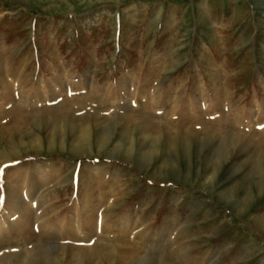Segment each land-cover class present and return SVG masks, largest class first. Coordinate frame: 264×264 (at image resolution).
I'll return each mask as SVG.
<instances>
[{
  "label": "rangeland",
  "instance_id": "rangeland-1",
  "mask_svg": "<svg viewBox=\"0 0 264 264\" xmlns=\"http://www.w3.org/2000/svg\"><path fill=\"white\" fill-rule=\"evenodd\" d=\"M0 264H264V3L0 0Z\"/></svg>",
  "mask_w": 264,
  "mask_h": 264
},
{
  "label": "crops",
  "instance_id": "crops-1",
  "mask_svg": "<svg viewBox=\"0 0 264 264\" xmlns=\"http://www.w3.org/2000/svg\"><path fill=\"white\" fill-rule=\"evenodd\" d=\"M258 2H262V3H264V0H258Z\"/></svg>",
  "mask_w": 264,
  "mask_h": 264
}]
</instances>
